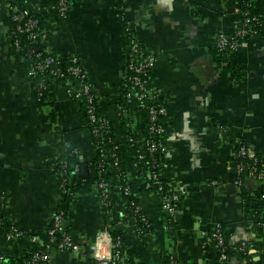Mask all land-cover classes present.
<instances>
[{
    "label": "crops",
    "instance_id": "crops-1",
    "mask_svg": "<svg viewBox=\"0 0 264 264\" xmlns=\"http://www.w3.org/2000/svg\"><path fill=\"white\" fill-rule=\"evenodd\" d=\"M252 2L264 12V0ZM26 7L38 10L36 0ZM43 14L45 45L83 64L99 112L121 144L132 181L140 184L133 160L148 164L140 104L135 98L120 104L127 20L137 42L155 58L150 82L165 106L160 176L183 197L172 227L165 228L158 195L140 192L151 228L145 237L138 235L135 217L117 188L110 192V207L101 200L97 173L85 163L94 159L97 147L69 96V82L55 84L53 103L39 102L29 60L13 42L15 23L5 5L0 8V209L20 234L0 236V252L7 256L0 264H23L33 235L50 224L62 205L81 249L54 250L48 264H104L90 248L99 242L110 249L112 226L125 232L128 251L144 264H219L213 238L218 223L231 245L246 247L254 263L262 264L255 223L264 215L248 216L242 204L243 193H254L260 181L251 177L238 187L229 166L241 141L253 154L264 153V42L253 39L229 56L241 71L224 68L212 53L218 34L235 33L241 0H128L123 14L118 0H75L66 18L56 10ZM121 108L134 128V150L126 145ZM73 150L81 153L88 172L84 175L81 168L66 188L55 166ZM228 264L245 263L235 255Z\"/></svg>",
    "mask_w": 264,
    "mask_h": 264
},
{
    "label": "trees",
    "instance_id": "trees-1",
    "mask_svg": "<svg viewBox=\"0 0 264 264\" xmlns=\"http://www.w3.org/2000/svg\"><path fill=\"white\" fill-rule=\"evenodd\" d=\"M31 1L32 0H0V8L5 6L6 3H10L12 6L10 8L11 13L13 15H19L17 7L26 6L30 4ZM74 1L75 0H36L37 7H40L45 11L29 8L27 15L20 14L19 19L15 22V25L11 31L12 39L14 43L18 41V46L16 47L18 48L21 56L30 60L33 64V68L36 71V74L33 77L34 90L39 102L46 104L50 100L51 103H53V99L55 98V96H53L55 84L65 80L70 81L71 85L74 87V90L69 96L77 103L84 123L86 124L91 134L92 140L97 147L94 159L88 162L86 161L85 163L89 165V168L92 169V171L95 170L97 173L95 179L97 181L99 196L101 200H107L108 203L106 202V205L111 206V203L109 204V201H111L110 192L117 188V190L125 199L127 210L135 214V227L138 230V235L145 237L151 228L148 221L146 223L147 219L140 206V192H155L160 199L162 208V195L164 193L172 192L171 184L162 178H160L159 181L163 185L164 189L162 192H160L158 189L159 182H156L154 178V174H160L163 164V155L148 151V164L146 167L143 166L140 161L133 160L135 167L138 169L136 175L141 176L143 178V182L137 184L134 180L132 181V176H130L131 173H129L128 170L129 165L127 159L121 151V144L117 141L112 126L99 112L97 92L92 86L85 67L79 60H77V58L73 59L60 55L45 45V42L48 39V34L45 33V31H43L40 27L43 22V13H47L51 10H56L60 13L62 4H65L66 9L64 17L66 18L69 15ZM127 1L128 0H118V6L120 7L122 14L125 13ZM241 10L248 11L249 16H256L258 18L257 21H252L256 32L254 34L248 33L245 36H240L234 33V37L231 39V41L235 40L238 43L236 50H233L229 47L221 50L218 46L220 35L218 34L215 38V43L212 48V53L216 57L218 63H220L226 69H233L235 71H241L240 67L233 63L229 59V56H231L234 51L240 50L244 44L250 42L253 39L264 42L263 12L254 6L252 0H241ZM30 19L36 20L37 24L34 28L27 30L25 25ZM127 23V20H125L124 32L127 41V60L126 74L123 80L120 104L124 105L125 101L128 99V93L130 91H136V89H138V87L134 86L133 77L138 74V76H141L143 79H145L146 95L140 99L141 103L144 104L140 106V111L142 114L147 146L150 147L154 143L157 144L160 142L159 135L151 132L152 122L150 119V107L152 105H158L159 103L162 104V99L150 82L152 67L149 68L147 74H139L134 68L129 67V63H134V65L139 64L144 60L145 55H141L139 52H133L132 47L134 42H137V40L134 31L130 29V25ZM243 24L244 19L241 16L237 25L238 28H242ZM140 47L143 49L141 45ZM49 59H52L50 63L48 62ZM73 67H81L84 77L77 76L71 70ZM83 84H87L90 88V94H92L91 101L88 100L85 95H77L78 89ZM124 108L119 109L120 123L128 149L134 150L137 148L134 139V128L130 123L128 124V121L126 120L127 113L125 112ZM92 114H95L96 119L92 118ZM163 116L164 114H161L158 118V121L161 123H163ZM164 126L165 125L163 123V127ZM242 144L245 145L246 153L240 155V145L236 146L237 154L236 158L232 162L231 170L234 172V181L236 179H241L242 183L244 184L248 178L252 177L258 179V173L264 171V153L253 154L250 152L248 145L244 141H241V145ZM103 147L108 148L106 153L103 152ZM83 165L84 162L81 160V153L73 150L60 162H58V164L55 166V171L60 176L66 188H69L71 187L72 177L77 174L76 172H78L83 167ZM240 166L242 167V170L238 171ZM76 167H78L79 170H76ZM105 176L109 183L107 190V193L109 194L108 198L104 197V191L99 188V182ZM115 178L117 181L114 180ZM258 180L260 181V185L257 190L254 193L245 191L242 196L243 208L248 216L264 215V180ZM182 197L183 195L180 194L179 200L177 202L178 207L181 203ZM62 209L65 210L63 205L59 207L57 211ZM173 222L174 217H172V222L169 227H172ZM53 226L54 221L52 218L50 224L45 229L33 235L38 236V240L32 242L28 253L23 259V264H33V255L35 253L39 252L43 254L46 253V251L48 252L51 250H58L59 243L62 239V232L57 231L54 234L55 239L53 240L50 233V230L53 228ZM13 229L14 228L6 222L3 209H0V236H6V234L12 232ZM255 230L258 231L259 235L261 236V239L256 242L255 246L260 251L261 262L264 264V216L255 223ZM65 232L71 233V230L67 225L65 226ZM110 234L115 243L120 242L117 249L119 250L121 256L126 258V263H121V261L118 263L144 264L143 261L136 260L131 252L128 251L125 245V232L122 229L112 226L110 228ZM225 238L226 253L228 254L229 258L223 264H228L231 258L235 255H238L241 258V261H243L245 264H255L246 247H241L240 249L231 245L226 235ZM48 245H50V250H48ZM5 258H7L6 255Z\"/></svg>",
    "mask_w": 264,
    "mask_h": 264
},
{
    "label": "built area",
    "instance_id": "built-area-1",
    "mask_svg": "<svg viewBox=\"0 0 264 264\" xmlns=\"http://www.w3.org/2000/svg\"><path fill=\"white\" fill-rule=\"evenodd\" d=\"M6 6H8V8L10 9L12 6L10 3H6ZM18 11H19V15H27L29 12V8L26 6H22V7H17ZM36 9V8H35ZM65 9H66V5L62 4L61 8H60V15L62 17L65 16ZM38 10H42L45 11L44 9H41L40 7H38ZM263 12V11H262ZM19 15H13V19H14V23L19 19ZM241 16L244 19V24L242 28H238L235 31V34H238L240 36H245L246 34L250 33V34H254L256 32V29L253 27L252 21H257L258 18L256 16H249V12L248 11H243L241 10ZM263 18H264V12H263ZM37 24L36 20H32L30 19L27 24L25 25L27 30H30L32 28H34ZM232 35H227V34H223L221 33L219 35V42H218V46L221 50H224L226 48H231L233 50H236L238 43L233 39ZM15 46H18V41L14 43ZM133 52H139L141 55H145V58L143 61H141L139 64L134 65V63H129V67L130 68H134L135 71L139 74H147L148 70L150 67L153 66L154 62H155V58L151 55V54H147L145 52V50H143L138 42H134L133 44ZM235 52V51H234ZM133 54V53H132ZM28 60V59H27ZM52 61V59H49L48 62L50 63ZM30 63V75L31 78L33 79L34 75L36 74L35 69L33 68V64L32 62L29 60ZM71 70L80 77H84V73L81 67H73L71 68ZM68 81V80H65ZM69 85H68V93L69 95L71 94V92L74 90V87L71 85L70 81ZM133 83L135 87H138V89H136V91H130L128 93V99L130 98H135L140 106L144 105L143 103H141L140 99L146 95V86H145V79H143L141 76H138V74H136V76L133 77ZM77 90V89H76ZM78 96L80 95H85L86 98L88 100H92V94H90V88L87 84H83L79 89H78ZM161 114H165V106L161 103H159L158 105H152L150 107V119L152 122V127H151V132L152 133H156L159 135L160 137V142L159 143H154L152 146L148 147L147 146V150L150 152H156L158 154H162L163 149H164V131L165 128L163 127V123L158 121L159 115ZM92 118L96 119L95 114H92ZM147 142V141H146ZM240 145V155L241 154H245L246 153V148L245 145H241V142H239ZM103 152L106 153V150H108L107 147H103L102 148ZM230 168H232V164L229 166ZM76 170H79L78 167H76ZM242 167L240 166L238 168V171H241ZM252 174V173H251ZM258 179L260 180H264V171L258 173L257 175ZM154 178L156 182H159V191L162 192V190L164 189L163 185L160 183L159 179L161 178L160 174H154ZM236 186L238 187H242L243 183L241 179H236L235 181ZM108 181L106 176L102 178V180L99 182V188L102 189L104 191L105 194V198H108ZM172 186V185H171ZM128 191V189H127ZM180 194H182L180 191L175 190L172 187V192L171 193H164L162 195V202H163V210L165 212V228H169L171 222H172V217H174L177 209H178V205L177 202L179 200V196ZM264 196V195H263ZM103 202L105 204H107V200H103ZM107 202V203H106ZM135 217V214L132 213ZM262 218V217H261ZM53 221H54V226L53 228L50 230V233L52 235V239H55L54 234L57 231L62 232V239L59 243L58 246V250H62V251H80L81 246L80 244L73 238V235L71 233H67L65 232V226H66V210H59L56 211L55 214L53 215ZM147 223V220H146ZM138 231V230H137ZM20 234V232L17 229H13L12 232H9L6 234V237L8 239L14 237L15 235ZM213 237L217 243V245L220 248V256H219V264H223L225 263L229 256L226 253V238H225V232L223 229L222 224L218 223L216 224L215 228H214V232H213ZM110 239V249H105L102 248L100 243H95L91 246L90 251L91 254L98 260H100L102 263L104 264H120L118 263L119 261H121V263H126V258L122 257L119 250L117 249V247L119 246L120 242H114L112 239L111 234H109ZM38 240V236H34L33 237V241H37ZM103 240V238L99 237L98 241ZM50 250V245H48ZM51 251H46V253H35L33 255V264H48V260H49V255ZM5 254H3L2 252H0V263L3 262L5 260Z\"/></svg>",
    "mask_w": 264,
    "mask_h": 264
},
{
    "label": "water",
    "instance_id": "water-1",
    "mask_svg": "<svg viewBox=\"0 0 264 264\" xmlns=\"http://www.w3.org/2000/svg\"><path fill=\"white\" fill-rule=\"evenodd\" d=\"M88 172V166L87 165H83L82 167V173H84V175H86Z\"/></svg>",
    "mask_w": 264,
    "mask_h": 264
}]
</instances>
